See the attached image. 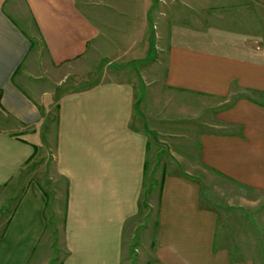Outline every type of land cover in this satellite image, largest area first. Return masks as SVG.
I'll return each instance as SVG.
<instances>
[{
	"label": "crops",
	"instance_id": "obj_1",
	"mask_svg": "<svg viewBox=\"0 0 264 264\" xmlns=\"http://www.w3.org/2000/svg\"><path fill=\"white\" fill-rule=\"evenodd\" d=\"M100 60L101 80L56 100L55 166L65 182L58 260L43 239L55 205L39 167L22 184L17 176L44 137L52 92L42 80L59 86ZM153 131L170 147L195 146V165L177 150L164 161L140 264H257L249 239L229 247L219 233L227 207L251 208L252 198L221 204L191 171L207 167L257 191L264 212V0H0V203L20 190L0 213V264H123L149 148L156 162Z\"/></svg>",
	"mask_w": 264,
	"mask_h": 264
},
{
	"label": "rangeland",
	"instance_id": "obj_2",
	"mask_svg": "<svg viewBox=\"0 0 264 264\" xmlns=\"http://www.w3.org/2000/svg\"><path fill=\"white\" fill-rule=\"evenodd\" d=\"M29 29L31 35H33L31 39L33 51L36 52L37 57H40V41L38 40L35 31L32 30L33 28L30 27ZM105 65L106 62L104 60H100L98 63L93 62L92 64H81L75 69L74 72H70L67 74L66 78L68 79H66L65 82H61L59 86L56 87L54 80H42L46 84H50V87L45 86L44 89L50 90L52 92L50 96L51 99L48 100V104L43 105L45 107L43 109L42 120L44 124V137L38 144V153L33 157V160L28 164L26 169L17 176L19 183L22 184L24 179L28 178L27 175L35 171V169L37 168L35 166L39 167V175L43 178V186L47 191V196L49 199V208L50 205H55L53 212L51 207V214L48 221V232L45 233L43 239L49 242L47 245L49 247V252L50 249L53 248L55 258H57L58 260L61 257L59 241L61 237V224L63 221L65 206V182L57 173L55 166L56 155L54 148V139L56 130V100L57 97L61 96L65 92L77 90L101 80L102 68ZM112 65L116 64H110V67L114 68L115 66ZM45 69L46 67L42 65L40 72H45ZM60 77H62V75H60ZM55 88L56 90H54ZM135 97L136 115L140 114L142 116V113H144L143 107H145V102H140L142 93L137 94ZM153 135L155 140L154 146L156 149V162L155 166L152 167V149L149 148L147 152L148 168L145 170V184L143 188V194L141 196L140 211L139 214L131 221H129L126 225L127 231L125 234V251L123 255V264H140L139 248L147 242V237H152L153 235L154 225L156 221V202L161 190V180L166 172L164 161L170 157L174 158L173 151L177 150L179 152H182L179 153L180 158H187V163L189 165H195V155L191 154V152L195 151V146L187 147L176 145V147H170V145H172L170 139H168L167 137H162L161 134H159L157 131H153ZM187 141L191 144L194 143L195 139H188ZM188 151L190 153H187ZM192 159L194 160L191 163V161L189 160ZM187 172H190V170H188ZM191 172L193 174H197L203 179L205 191L208 190V192L210 193L213 187L216 189L219 197H217V194H215V196L218 198V200H220L221 204H226L225 202L226 200H228V197L235 198L234 196H238L240 194L247 196L248 198H252L251 208L246 207V209H241L239 211V209L236 207H227L226 211L229 217L227 219L225 217L224 220L221 219L222 222L220 224L219 233L223 236H220V238L222 237L221 242L228 245L229 247L233 245L237 247L239 240L245 241L246 239V241H248L249 239L248 248L253 256H257V264H264V215H262L264 214V212L258 210V201L260 197L259 193L254 190H249L238 186L207 167L198 168L197 170H192ZM15 188L16 187L12 189L18 191ZM230 189L235 191L237 195H227V191ZM19 191L18 193L13 191L12 197L9 201L0 203V213H6L11 210V208L15 204ZM5 213L4 216H6ZM233 213L235 214V216ZM244 226H246L245 229ZM247 227H249L251 230Z\"/></svg>",
	"mask_w": 264,
	"mask_h": 264
}]
</instances>
